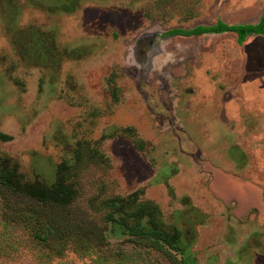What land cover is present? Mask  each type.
Here are the masks:
<instances>
[{
    "label": "rangeland",
    "instance_id": "1",
    "mask_svg": "<svg viewBox=\"0 0 264 264\" xmlns=\"http://www.w3.org/2000/svg\"><path fill=\"white\" fill-rule=\"evenodd\" d=\"M263 9L264 0H0L9 201L61 176L67 214L106 240L103 261L66 248L49 264H264V37L166 33L251 23ZM141 205L156 209L152 228L178 232L176 262L130 241ZM4 231L0 222V240ZM27 238L12 228L0 264H40Z\"/></svg>",
    "mask_w": 264,
    "mask_h": 264
},
{
    "label": "trees",
    "instance_id": "2",
    "mask_svg": "<svg viewBox=\"0 0 264 264\" xmlns=\"http://www.w3.org/2000/svg\"><path fill=\"white\" fill-rule=\"evenodd\" d=\"M221 32L233 33L235 42L239 45L249 35L264 36V9L253 23L226 24L217 20L208 26H195L187 30L171 29L166 33L187 36ZM0 139L4 140L5 136L0 134ZM9 179L10 175L7 176L4 172H0V196L5 198L0 219L2 228L5 229L1 242L10 235L12 228H21L27 234L31 254L38 259L40 264H49L52 258L63 256L66 248H71L77 255L93 251L98 260H105V253H100L106 246L102 230L92 229L90 222L70 217L67 214L72 190L65 184L61 176L46 186L39 183L25 184L23 196H18L17 200L11 202L9 194L16 192L13 191V180ZM16 185L18 186V184ZM155 213V207L149 210L144 205L135 208L132 214L135 220L134 225L128 228L129 234L132 235L130 241L134 244L137 243L136 246L143 248L144 251L153 249L168 260L176 262L169 249L174 248L177 243L178 232L164 233L159 228H152L151 224L155 225L156 223ZM143 217L147 218L150 228L139 223ZM13 250L12 247L6 248L10 256L13 254ZM117 253L123 254L122 252Z\"/></svg>",
    "mask_w": 264,
    "mask_h": 264
},
{
    "label": "crops",
    "instance_id": "3",
    "mask_svg": "<svg viewBox=\"0 0 264 264\" xmlns=\"http://www.w3.org/2000/svg\"><path fill=\"white\" fill-rule=\"evenodd\" d=\"M256 20H257V19H256ZM254 36H260V37H262V38L264 37L263 35H249V36H247L246 38H248V37H254ZM246 38H245V39H246Z\"/></svg>",
    "mask_w": 264,
    "mask_h": 264
},
{
    "label": "flooded vegetation",
    "instance_id": "4",
    "mask_svg": "<svg viewBox=\"0 0 264 264\" xmlns=\"http://www.w3.org/2000/svg\"><path fill=\"white\" fill-rule=\"evenodd\" d=\"M260 15V14H259ZM251 23H253V22H251ZM221 33H223V32H221ZM213 34H219V33H213ZM234 39H235V37H234Z\"/></svg>",
    "mask_w": 264,
    "mask_h": 264
}]
</instances>
